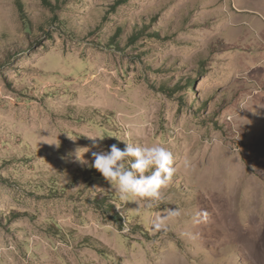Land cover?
Wrapping results in <instances>:
<instances>
[{
  "label": "rangeland",
  "instance_id": "1",
  "mask_svg": "<svg viewBox=\"0 0 264 264\" xmlns=\"http://www.w3.org/2000/svg\"><path fill=\"white\" fill-rule=\"evenodd\" d=\"M116 137L172 152L151 207ZM0 264H264V0H0Z\"/></svg>",
  "mask_w": 264,
  "mask_h": 264
},
{
  "label": "clouds",
  "instance_id": "2",
  "mask_svg": "<svg viewBox=\"0 0 264 264\" xmlns=\"http://www.w3.org/2000/svg\"><path fill=\"white\" fill-rule=\"evenodd\" d=\"M86 136L92 141V146L97 148L101 147L99 141L105 138L103 135ZM116 138L125 143L123 149L117 144H112L107 151L92 152L93 162L88 165L84 154L90 149L77 148L74 152L75 162L82 166L88 165L101 173L111 188L119 193L121 201L143 200L151 207L152 202L160 198L161 190L167 187L176 171L172 152L160 143L152 146L134 145L127 139ZM52 144L57 148L60 146ZM81 149L86 151L81 152ZM167 213L178 217L181 210L168 209ZM206 217V212L197 211L192 216V221L198 224ZM159 226L158 223H154V227Z\"/></svg>",
  "mask_w": 264,
  "mask_h": 264
}]
</instances>
